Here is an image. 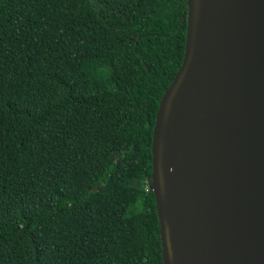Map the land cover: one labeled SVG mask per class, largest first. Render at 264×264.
Instances as JSON below:
<instances>
[{
	"label": "trees",
	"instance_id": "trees-1",
	"mask_svg": "<svg viewBox=\"0 0 264 264\" xmlns=\"http://www.w3.org/2000/svg\"><path fill=\"white\" fill-rule=\"evenodd\" d=\"M188 12L0 0V264H164L146 186Z\"/></svg>",
	"mask_w": 264,
	"mask_h": 264
},
{
	"label": "water",
	"instance_id": "water-1",
	"mask_svg": "<svg viewBox=\"0 0 264 264\" xmlns=\"http://www.w3.org/2000/svg\"><path fill=\"white\" fill-rule=\"evenodd\" d=\"M188 5L184 60L161 98L153 130L151 178L163 262L264 264V0ZM202 78L195 151L185 152L180 170L170 174L164 155L171 131ZM188 168L196 171L182 215ZM170 182L178 185L175 194Z\"/></svg>",
	"mask_w": 264,
	"mask_h": 264
},
{
	"label": "bare ground",
	"instance_id": "bare-ground-1",
	"mask_svg": "<svg viewBox=\"0 0 264 264\" xmlns=\"http://www.w3.org/2000/svg\"><path fill=\"white\" fill-rule=\"evenodd\" d=\"M205 83V79L202 78L197 83L195 89L192 91L190 96L185 100L181 113L177 118L174 127L172 128L170 135V142L164 155V162L167 172L170 174H176L182 166V156L185 152L194 153L195 142L192 135V129L199 125L200 116L203 114V110L196 106V97L200 96V90L202 85ZM175 106V101L173 103ZM176 148V150L174 149ZM196 171V170H195ZM192 168H188L189 176L184 184L183 194L180 196L181 207L180 213L183 215L187 208V202L189 195L187 188L191 186L193 173L195 172ZM182 174H178L180 178ZM168 191L170 194H175L178 191V185L170 182L168 185Z\"/></svg>",
	"mask_w": 264,
	"mask_h": 264
},
{
	"label": "rangeland",
	"instance_id": "rangeland-1",
	"mask_svg": "<svg viewBox=\"0 0 264 264\" xmlns=\"http://www.w3.org/2000/svg\"><path fill=\"white\" fill-rule=\"evenodd\" d=\"M148 189L149 188H152V183H147V186H146Z\"/></svg>",
	"mask_w": 264,
	"mask_h": 264
}]
</instances>
